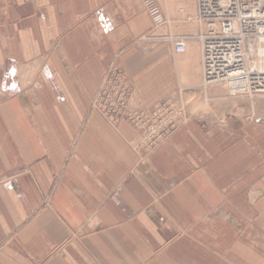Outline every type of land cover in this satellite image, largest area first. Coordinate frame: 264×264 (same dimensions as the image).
I'll return each mask as SVG.
<instances>
[{"label":"crops","instance_id":"crops-1","mask_svg":"<svg viewBox=\"0 0 264 264\" xmlns=\"http://www.w3.org/2000/svg\"><path fill=\"white\" fill-rule=\"evenodd\" d=\"M196 16L197 0H0V264H264V97L202 89ZM110 64L136 108L180 85L220 104L143 152L126 108L95 106Z\"/></svg>","mask_w":264,"mask_h":264},{"label":"rangeland","instance_id":"rangeland-1","mask_svg":"<svg viewBox=\"0 0 264 264\" xmlns=\"http://www.w3.org/2000/svg\"><path fill=\"white\" fill-rule=\"evenodd\" d=\"M197 20L203 25V29L200 30L196 34V38L200 41L201 44V68H202V77L199 80V85L204 90L205 87H214L216 92L213 96L215 99H236V101L239 102V99L245 100L244 103H247L252 108V102L253 101H259V98L264 97L263 93H259L258 91H254V93L249 94L246 93V91L239 90V92H233L232 86L230 83H228L226 80L223 81V83H217L209 81V75L207 76V73L205 70L207 68H204V60L202 59V56L204 55V39L206 36V29L205 25L201 20H199L198 17V0H197ZM229 37H225V35L222 36L220 43L227 42ZM231 38V37H230ZM142 39H145L143 37ZM177 39H181L184 41V44L186 43V37H172L171 38V45L173 46V52L175 54H178L175 52V45L174 42L177 41ZM252 39H246V43L248 46L247 49V64L250 66L253 64V62H256L257 59L256 56L259 53V50L256 49L257 43L255 40ZM249 42V43H248ZM264 49V46L262 47ZM262 49V51H263ZM187 50V45L184 50V52ZM182 53V52H181ZM207 58L211 57V53H206ZM260 56V53H259ZM225 59V58H224ZM35 66L25 69V67H22V71L17 72L15 78L18 81V86L22 88H28L29 86H38V83L36 82V78L34 77V74L36 73L35 70L39 68V64L35 62ZM258 66L259 65H255ZM35 69V70H34ZM205 69V70H204ZM211 69V68H210ZM215 72V70H213ZM33 72V73H32ZM216 74V78L219 75H222V73ZM226 79V78H225ZM24 81V82H22ZM131 79L129 76L125 74V72L118 66H113L110 64L108 68L106 69V72L104 74V79L100 85L99 92L102 94L100 96L96 97L95 106L100 107L101 111H106L112 118L115 117V114L118 115L121 109L120 108H126V111L128 110V114H123L122 117L125 119H128V121L133 123V127L135 129L134 132H138V136L135 139L137 141L136 147L143 151L148 152L150 151V148L154 147L158 143L165 140V138L168 136L167 134L170 133L169 131L174 130L178 125H180L181 122L187 121L190 116L196 114V113H204L209 112L210 110H213V107H216L217 104H220L219 101L216 102V100H213L207 95L204 94L202 90L200 91H190V89H186L185 85H180L179 88H177L174 92H172L171 95L167 96L168 98H165L164 101L159 103H154L152 107L149 109H141L136 108L137 99H134L132 96L131 91ZM208 88V89H209ZM249 92H251L249 90ZM262 96V97H261ZM227 97V98H226ZM259 99V100H258ZM261 101V100H260ZM128 107H131L129 109ZM119 109V110H118ZM254 109V107L252 108ZM133 115V116H132ZM139 115V116H137ZM130 116H132L130 118ZM137 116V117H135ZM142 118H145L146 121L143 122L144 125L155 126V132H153V135H150L148 132H145L147 129L142 125ZM246 119H250L248 117H245ZM223 121V120H222ZM221 121V124H224ZM166 125V127H165ZM168 129V130H167ZM162 131V133L159 135L156 133L158 131ZM153 131V129H151ZM168 132V133H167ZM134 140V142H135Z\"/></svg>","mask_w":264,"mask_h":264},{"label":"built area","instance_id":"built-area-1","mask_svg":"<svg viewBox=\"0 0 264 264\" xmlns=\"http://www.w3.org/2000/svg\"><path fill=\"white\" fill-rule=\"evenodd\" d=\"M253 6H255L256 14L251 13ZM198 17L206 29L202 59L204 60V68H207L204 70L207 76L209 75V81H217V83L222 84L225 78L232 76L241 69L248 73L252 82L249 87L251 92L246 93L252 94L254 91H258L264 94V49L260 51V47L264 46V27L262 28L264 25V0H198ZM227 34L231 36L229 41L220 43L222 36ZM246 39L256 40V49L259 50L261 58L257 59L251 66L247 64L246 47L248 44ZM181 42V39L174 42L176 51L184 48ZM230 51H236L239 54L235 61H226L223 58V53ZM208 52L211 53L210 58L206 56ZM231 62L233 64L229 67ZM259 64H262L261 70L258 66L254 67ZM215 69H224L223 74L218 78L213 71ZM141 120H143L142 125L147 128L145 132L155 136L152 134L155 132V126H146L143 124L146 119L141 117ZM161 133L162 131L159 130L156 135Z\"/></svg>","mask_w":264,"mask_h":264},{"label":"bare ground","instance_id":"bare-ground-1","mask_svg":"<svg viewBox=\"0 0 264 264\" xmlns=\"http://www.w3.org/2000/svg\"><path fill=\"white\" fill-rule=\"evenodd\" d=\"M251 13H255V6H253L252 8H251ZM256 14V13H255ZM264 27V25L262 26V28ZM264 29V28H263ZM225 37H229V38H227V39H230V35L229 34H227V35H225ZM229 41V40H228ZM250 42H252V41H250ZM183 45H184V48L182 49V50H180V51H176V49H175V52L176 53H178V52H184V50H185V48H186V43L184 44V41L182 40V42H181ZM262 47H260V51H262ZM238 53L236 52V51H230V52H224L223 53V58H225V60L226 61H235L236 59H237V57H238ZM247 57V56H246ZM256 58H260V56H259V53H258V55L256 56ZM261 59V58H260ZM247 62H248V60H247ZM260 62V61H259ZM254 63V62H253ZM232 64H233V62H231L230 64H229V67H231L232 66ZM251 66V65H250ZM254 67H256V66H254ZM259 70H261L263 67H262V64H259ZM224 70V69H223ZM223 70L222 69H215V72L217 73V74H219V73H222L223 72ZM221 75H219V76H217V78L218 77H220ZM228 83H230V85L232 86V91L233 92H239V90H243V91H246V92H249V90H250V86L252 85V82H251V80H250V77L248 76V73H246V72H243V70H241V69H239V71L238 72H236V73H234L232 76H229V77H227L226 79H225ZM251 91V90H250Z\"/></svg>","mask_w":264,"mask_h":264}]
</instances>
